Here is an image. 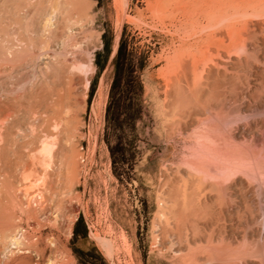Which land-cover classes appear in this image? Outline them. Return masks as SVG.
I'll use <instances>...</instances> for the list:
<instances>
[{
  "label": "rangeland",
  "instance_id": "obj_1",
  "mask_svg": "<svg viewBox=\"0 0 264 264\" xmlns=\"http://www.w3.org/2000/svg\"><path fill=\"white\" fill-rule=\"evenodd\" d=\"M0 41L20 52L0 67L10 128L61 123L81 168L38 223L16 209L35 245L0 236V264H264V178L219 193L187 164L202 119L264 162V0H0ZM19 139L0 154L16 188Z\"/></svg>",
  "mask_w": 264,
  "mask_h": 264
},
{
  "label": "bare ground",
  "instance_id": "obj_2",
  "mask_svg": "<svg viewBox=\"0 0 264 264\" xmlns=\"http://www.w3.org/2000/svg\"><path fill=\"white\" fill-rule=\"evenodd\" d=\"M3 44L4 41H0V67L3 61H14L17 54L20 53L17 52V49L15 50L14 45L4 48L2 52L1 48ZM88 66L80 65L72 69L85 75L89 71ZM46 71H43V74L44 72L47 73ZM45 77L43 76L44 79ZM1 103L2 98L0 95ZM10 121V113L0 112V152L8 140H16V137L17 140L21 138L22 140L19 139L20 141L30 140L31 142L29 147L24 149V152L28 154L29 162L27 165L22 164L23 167L20 169V173H18L21 179L20 186L14 187L12 182H10L12 181V178L10 179L12 176L10 175L9 177L10 173L2 172L0 167V236L6 240L11 239V241H15L17 247L23 245L24 242L29 247H34L35 244L28 237L26 231L23 232L21 230L20 238L16 240V228L18 229L19 223L22 221V219L18 221L15 218L17 214L16 209L20 211L26 220L32 219L38 223L39 214L45 212L48 206L55 204L57 201L62 184L64 183L63 185H66L69 190L72 189L77 177L79 178L78 173L81 169L80 160L74 154L68 157L64 155L65 153L63 154V150L61 151L58 134L61 130V123L52 122L50 125V128L53 129L52 135H44L42 131L37 132L38 129L34 124L25 130L21 127L22 130H16L15 128L14 131L10 128L12 126L10 125ZM36 121L38 120L36 119ZM201 121H199V125L197 124L198 126L192 131L191 135L194 138V145L191 148L190 158L187 161L190 170L201 174L205 179H211L214 182L213 186L219 193L222 192V187H224L223 183L221 186V182L225 178H228L229 175L235 174L238 171H242L243 173L245 171L253 178H264V162L258 160L256 153L251 152L249 149L250 153L245 151L246 149L240 150L237 145H234L231 142L232 139H229L231 137L224 136L221 131L222 128L221 130L219 129L221 123L219 125L216 123L217 127L212 119ZM14 140L13 142H15ZM61 180L63 183L60 186ZM189 203H191L190 199Z\"/></svg>",
  "mask_w": 264,
  "mask_h": 264
},
{
  "label": "trees",
  "instance_id": "obj_3",
  "mask_svg": "<svg viewBox=\"0 0 264 264\" xmlns=\"http://www.w3.org/2000/svg\"><path fill=\"white\" fill-rule=\"evenodd\" d=\"M131 60H129L128 58H126L125 59V64H126V66L128 65V67H130L131 66Z\"/></svg>",
  "mask_w": 264,
  "mask_h": 264
}]
</instances>
